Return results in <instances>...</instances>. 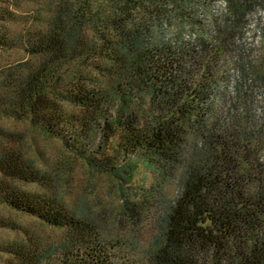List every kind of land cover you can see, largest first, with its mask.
Here are the masks:
<instances>
[{
	"label": "trees",
	"instance_id": "16d2710c",
	"mask_svg": "<svg viewBox=\"0 0 264 264\" xmlns=\"http://www.w3.org/2000/svg\"><path fill=\"white\" fill-rule=\"evenodd\" d=\"M216 1L0 0V115L69 133L99 172L146 166L157 213L152 243L110 238L94 207L18 185L51 183L50 172L0 128V204L64 233L57 243L0 236V264H264V120L248 100L264 78L247 93L264 55L234 41L237 15L264 0H230L232 15ZM1 216L0 231L17 227ZM140 248L144 261L126 252Z\"/></svg>",
	"mask_w": 264,
	"mask_h": 264
},
{
	"label": "rangeland",
	"instance_id": "374dc122",
	"mask_svg": "<svg viewBox=\"0 0 264 264\" xmlns=\"http://www.w3.org/2000/svg\"><path fill=\"white\" fill-rule=\"evenodd\" d=\"M216 9L221 10L218 7ZM240 17L241 15L238 14L235 20L237 22L234 27L237 26V32L234 41L236 45L241 46L248 53L251 51L250 49H256L253 47L252 41L254 30L257 27V17L254 10L248 13L241 22ZM248 20L251 21L249 26H247ZM248 27L252 31H249ZM255 39L259 42L256 44H260V39ZM254 51H256L254 54L258 53V50ZM20 55L23 56V53L21 52ZM4 59L5 56L0 55V65L6 61ZM9 59L13 60L12 58ZM235 66L230 75V79H232L229 82L230 90L234 81L239 78L237 75L238 66ZM260 76L264 78L262 72L253 73L249 77L247 82L250 86L247 91L248 94L253 91V84L256 83L257 79H260ZM251 99L252 97H248L250 102ZM246 104L250 106L249 102ZM252 115H254L253 112ZM0 128H9L10 131H13L14 138L9 135L11 138L9 143L23 144V147L36 159L37 167L50 172L51 183L39 185L16 182L18 185L27 191L55 189L72 206L87 205L94 207L93 212H99L107 224L105 231L110 238L111 236L117 238L120 235L134 236L141 247L152 243L157 213L153 206L154 199L145 196L147 190L154 184V176L149 168L139 164L135 167L133 174L126 173L125 177L99 172L92 167L90 160L78 158L75 154L76 151L68 146L66 140L70 136L69 133L64 139L52 137L32 126L29 122H15L1 115ZM21 134L25 135L24 141ZM12 139L16 141H12ZM20 139L23 143L17 142L21 141ZM105 143L106 140L100 130L88 142L89 146L93 148L91 150H96V152L102 151L101 146L103 147ZM90 154L92 153H88V155ZM127 201H129L127 203L129 207L124 210ZM0 214L2 218H9L17 223V227L13 229L1 228V238H24V240L30 241L29 239L36 236L47 239L50 243H57L64 237L61 229L49 226L38 218L13 210L2 203L0 204ZM126 252L129 257L136 256V259L141 261L148 257L143 248L138 250L127 249ZM143 256L146 258L144 259Z\"/></svg>",
	"mask_w": 264,
	"mask_h": 264
},
{
	"label": "clouds",
	"instance_id": "9594fccd",
	"mask_svg": "<svg viewBox=\"0 0 264 264\" xmlns=\"http://www.w3.org/2000/svg\"><path fill=\"white\" fill-rule=\"evenodd\" d=\"M219 5L221 11L226 15H232L230 0H219ZM257 17V27L254 30V39L252 41L253 47L256 48L261 55H264V6H257L254 9ZM251 24V21H247V26ZM249 31H252L250 27H248ZM188 39V37H185ZM260 39V44H256V39ZM231 91L235 92L236 89L234 86H231ZM251 108L254 115L261 120H264V87L257 88L252 93L251 99Z\"/></svg>",
	"mask_w": 264,
	"mask_h": 264
},
{
	"label": "built area",
	"instance_id": "2783aa9c",
	"mask_svg": "<svg viewBox=\"0 0 264 264\" xmlns=\"http://www.w3.org/2000/svg\"><path fill=\"white\" fill-rule=\"evenodd\" d=\"M217 5H218V7L220 8L219 0H217ZM256 43H259L257 39H256Z\"/></svg>",
	"mask_w": 264,
	"mask_h": 264
}]
</instances>
